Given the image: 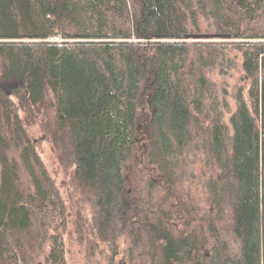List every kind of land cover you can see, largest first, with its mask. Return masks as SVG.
<instances>
[{"label": "trees", "instance_id": "1", "mask_svg": "<svg viewBox=\"0 0 264 264\" xmlns=\"http://www.w3.org/2000/svg\"><path fill=\"white\" fill-rule=\"evenodd\" d=\"M260 22L264 0H0V264H69L43 141L89 264H264Z\"/></svg>", "mask_w": 264, "mask_h": 264}, {"label": "rangeland", "instance_id": "2", "mask_svg": "<svg viewBox=\"0 0 264 264\" xmlns=\"http://www.w3.org/2000/svg\"><path fill=\"white\" fill-rule=\"evenodd\" d=\"M254 26V25H253ZM257 27L259 29H263V24L257 23ZM235 40H209L208 42H234ZM49 42H60L57 38H52ZM155 43L156 41H151ZM15 82L9 80H2L1 85L4 90L8 91ZM25 121V120H24ZM25 127L29 137L33 141L41 140L45 138L44 130L42 129V123L39 119H35L33 122L26 124ZM41 156L50 171L54 181L56 182L60 193L65 202L66 208L68 210V229L67 234L65 235V247L67 249V258L69 264H89L85 257V249L81 246L77 239L76 234L74 232L73 226V216L70 211V197H69V180H70V172L60 165L57 154L53 151L52 145L47 141H43L41 143Z\"/></svg>", "mask_w": 264, "mask_h": 264}]
</instances>
